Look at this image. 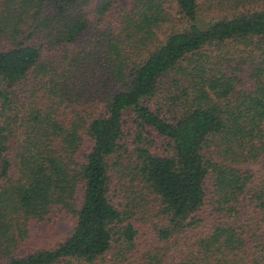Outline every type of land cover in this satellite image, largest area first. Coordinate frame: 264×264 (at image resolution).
<instances>
[{
	"label": "trees",
	"instance_id": "obj_1",
	"mask_svg": "<svg viewBox=\"0 0 264 264\" xmlns=\"http://www.w3.org/2000/svg\"><path fill=\"white\" fill-rule=\"evenodd\" d=\"M171 258L264 264V0H0V264Z\"/></svg>",
	"mask_w": 264,
	"mask_h": 264
},
{
	"label": "rangeland",
	"instance_id": "obj_2",
	"mask_svg": "<svg viewBox=\"0 0 264 264\" xmlns=\"http://www.w3.org/2000/svg\"><path fill=\"white\" fill-rule=\"evenodd\" d=\"M130 0H120L121 5L127 6ZM245 80V84H246ZM248 87V85H246ZM164 140L158 139L157 141V150L156 152L161 153L163 148H164ZM252 169L254 172H256L257 168L256 167H249ZM65 219V218H64ZM61 219L57 222H55L53 225H38V227L34 230V236L37 238L47 239L57 242L61 239V237L65 234L68 233L73 226V223L70 222L67 219ZM169 264H176L175 260L173 258L170 259Z\"/></svg>",
	"mask_w": 264,
	"mask_h": 264
}]
</instances>
